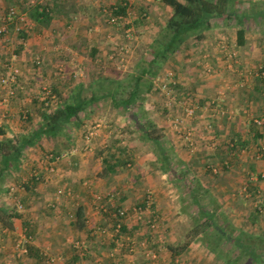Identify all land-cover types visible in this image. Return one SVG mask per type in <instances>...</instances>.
<instances>
[{
  "label": "crops",
  "instance_id": "obj_1",
  "mask_svg": "<svg viewBox=\"0 0 264 264\" xmlns=\"http://www.w3.org/2000/svg\"><path fill=\"white\" fill-rule=\"evenodd\" d=\"M120 1L0 0V20L8 18V9L16 4V9L27 14L38 31L34 33L33 30L24 29L25 33H18L14 29V23L17 22L10 20L9 32L0 35V129L13 138L37 133L20 158V169L8 175H14L21 183L23 180L27 182L34 174L40 177L36 185H28V189H24L21 184L10 187L14 182L8 185L7 177L3 182L0 203L10 210L15 207L13 202L19 199L11 191L18 189L27 209L18 212L13 230L0 226V240L4 243L0 247V264L46 263L45 259L40 263L38 257L31 255L16 260L10 236H23L18 231L19 224L24 229L26 225L30 226L34 234L32 244L41 253L51 256L50 250L57 254V261L52 264H153L154 260L146 254V249L157 252V259L165 264H264L253 261L251 253L247 251V244L253 242L256 251L264 253V211L255 206L257 199L264 200V178H253L264 171V156L258 160L252 155L257 148L264 146V129L259 128L254 121L256 116L264 113V76L260 74L264 53L250 38L247 17H244L243 22L236 16L232 19L215 18L203 40L197 42L190 39L186 46L162 64L155 76H149L153 86L143 93L144 98L145 94L156 90L162 70H173L172 74L178 82L170 84L173 85L170 92L187 100L185 103L194 98L198 105L197 115L190 122L196 132L198 150L195 153L181 146L183 142L177 123L181 114L185 113L182 103L176 102L173 108L167 107L168 116L161 126L153 120L157 126L163 127L165 144L169 142L172 146L176 143L175 146L179 147V168L173 165V147H166L171 150L170 169L159 167L154 170L144 159L135 162L133 168H128L131 163H126V157L134 151L132 143H143L144 139L139 136L141 139L128 143L130 136L127 137L123 125L117 123L114 125L115 130L123 128L111 134L115 137L117 149H108L107 141H110L111 135L102 132L100 139L103 142H99L98 154L89 157V154L79 151L85 132L83 129L95 115L108 116V110L112 113L118 111L121 116L132 118L133 122L138 119L134 110L137 105H131L126 110L123 106L113 105L111 96H102L107 90L104 88L105 80L122 79L103 67L115 64L120 67L125 60L129 63L121 52L128 28L129 33L137 37L136 44L131 46V59L135 57L137 62L141 61L142 56L150 51V44L157 32L166 25L172 14V7L162 0H129L132 14L125 29L108 23L103 10L105 6ZM245 1L233 0L238 15H243L249 9L239 8ZM38 3L49 4L52 8L53 17L48 26L29 16V9ZM240 28L246 30L243 45L237 42ZM230 42L241 55L240 61L234 64L235 68L230 67L222 54L223 44L230 45ZM139 44H143L142 50H145L140 57L136 49ZM37 56H40L41 63L36 62ZM145 57L148 60L152 58ZM207 65L214 71L207 72L210 68ZM15 66L20 70L16 79L12 77V68ZM65 69L69 71L67 75L63 72ZM52 88L56 90V97L48 102L45 99ZM78 92L87 101L79 118H71L64 125L65 129L57 133L39 135L37 130L42 122V113L56 110L65 99L75 97ZM92 97L95 98L93 101ZM207 103L211 107L207 108ZM26 111L30 112L29 118H26ZM117 120L122 121L120 118ZM207 120L212 122V130H205L207 124L204 125V122H209ZM210 143H215L216 149L206 152L204 145ZM72 148H76V151L72 152ZM154 151L156 155V149ZM62 153L67 154L55 161L54 157H46L48 154L58 156ZM109 153H114L115 168L103 175ZM159 172L166 174L160 177ZM173 172L185 173L184 179L177 182ZM164 175L168 178H164ZM60 186L71 190L73 195L70 198L63 197L48 207L45 203L47 197L56 194ZM176 186H182V189ZM239 189L242 195L238 194ZM106 190L118 192L115 204L128 208L142 203L146 194L152 192L155 211L163 225L161 232L151 229L147 218L139 221L135 214H130L125 219V230L135 237L137 248L133 251L128 245L121 246L116 256L110 257L109 251L114 243L95 228L100 225L112 227L113 217L111 213L98 212L92 202L94 192ZM192 190L200 198L196 203L192 200ZM205 194L211 195L208 202L203 200ZM79 205L85 209L88 219L83 228L73 223ZM201 208L210 212L216 209V221L226 228L232 226L235 230L227 239L223 238V244L215 245L213 250L204 241V231L194 237L192 235V226L206 220ZM175 211L179 214L176 215ZM240 231L249 233L243 239L244 249L240 244H235L236 238L242 234ZM3 235L5 240L2 239ZM72 235L89 243V253L80 255L77 260H74L75 250L69 244ZM141 240H146V245H140ZM184 244L185 248L175 256L172 247L181 248Z\"/></svg>",
  "mask_w": 264,
  "mask_h": 264
},
{
  "label": "trees",
  "instance_id": "obj_2",
  "mask_svg": "<svg viewBox=\"0 0 264 264\" xmlns=\"http://www.w3.org/2000/svg\"><path fill=\"white\" fill-rule=\"evenodd\" d=\"M162 1L172 7V14L168 18L166 25L159 30L154 40L150 44L152 58L148 60L145 56H142L141 61L137 62L135 70L133 72H130L129 76L126 78H122L120 80H115L111 78L110 80H105L104 88L107 90H104L102 96H111L113 105L117 107L123 106L126 110H129L131 105L142 106L144 99L143 93L149 91L150 88L153 86V82L150 80L149 76H155L158 73L162 64H164L169 57H171L177 51L181 50L184 46H186L190 39H193L197 42L203 40L206 37V31L212 27L213 20L215 18L232 19L236 16L239 17V19L242 21L244 17H247L252 18L256 21L259 20L260 22H264V0L262 2H253L250 5L249 9L245 10L243 15H238V10L234 8L235 4L233 0ZM258 4H260V6ZM127 7L128 6L126 4L122 3L117 7V9H114V12L119 14H126ZM29 16L36 22L44 26H48L51 23V19L53 17L52 8L49 6V4L46 3L35 4L29 9ZM10 20L12 22L15 19L12 18ZM15 25L16 24L14 23V27ZM24 29L26 28H22L19 33H25ZM3 34H6V32L1 33L0 35ZM245 35V29H238L237 42L239 45H243L245 43ZM260 69H264V65ZM55 91L56 90L52 88L45 100L49 102L51 98L56 97L54 96V94L56 95ZM126 92L127 95L125 96L124 94ZM94 99L95 98L93 97L91 98L92 101ZM86 104L87 101L82 98L80 93L78 92L75 97L65 99L56 110L44 111L42 113L41 125L37 130L39 135L42 133H45L46 135H51L57 133L58 131L64 130V125L68 123L71 118H79L80 111ZM132 115H134V113ZM29 116L30 112L26 111V118H29ZM135 123L138 126L137 129L141 132L142 138L145 141H150L161 152V157L164 158L162 159L164 163V170L172 168L170 151L167 150L165 145V133L163 127L157 126L155 122L150 119L146 123H142L138 118L137 120H135ZM36 134L37 133L33 134V136L24 135L21 138H13L7 136L4 129H0V192L3 189V182L5 181L7 175L14 170L20 169V158L25 148L36 137ZM111 147L112 148H110V150L114 148L117 149V145L115 144ZM109 154L110 156L105 162L106 166L102 171L103 175L111 172L115 168L116 161L113 157L114 153ZM174 173L175 172H173V174ZM184 175L185 173L176 172V181L179 182L180 180L184 179ZM39 180L40 177L34 174L33 176H31L30 179H28L27 182H22V187H24V189H28L29 186L34 187ZM199 184L201 183L199 182ZM191 195L194 203L199 201L200 198L198 193L192 190ZM19 200L23 204H25L22 199ZM106 200L107 199H105L104 201ZM54 203L55 201L52 203L51 206H53ZM15 209L16 208H12L10 210L8 207H6L5 204L0 203L1 227L11 230L14 229V218L19 216L17 209ZM114 209L115 208H111L109 211H106L107 213H111V216L113 217V225L117 221V218L112 212L114 211ZM215 211L210 212L204 208H201V212L203 216H206V220L202 223H195V225L192 226L193 237L199 234L200 232L204 231V241L207 246L212 250L216 248L215 245L223 244V238L227 239L228 236L235 231L232 226L226 228L219 224L215 218ZM74 217V225L82 228L87 225L85 209L82 205H79L77 207ZM125 228L126 227L124 225L123 232L126 233ZM240 232L242 234L241 236L236 238L235 244H240L242 249H244L245 242L243 241V239L244 236L249 233L246 234L243 231ZM33 235L34 234L33 231L30 229V226L26 225V238L22 246L26 247L27 251L23 254L38 257L41 263V261L48 258L49 256L44 255L43 252L41 253L39 248L32 244L34 238ZM80 240L86 243L87 248L85 250L83 248L81 249L75 247L72 242L69 243L70 246L75 250L76 255H74V260H77L80 255L85 256L89 253L87 241L85 239ZM112 242L115 244L114 241ZM185 245L186 244L181 246V248L172 247L173 252L175 251V256L180 254L182 249L185 248ZM247 246V251L251 253L253 261L264 263V253L262 254L260 252H257V249H255L253 242L247 244ZM174 259H176V257H174Z\"/></svg>",
  "mask_w": 264,
  "mask_h": 264
},
{
  "label": "rangeland",
  "instance_id": "obj_3",
  "mask_svg": "<svg viewBox=\"0 0 264 264\" xmlns=\"http://www.w3.org/2000/svg\"><path fill=\"white\" fill-rule=\"evenodd\" d=\"M258 1H260V2H262L263 0H246L245 1V3L243 4V5H241L239 8L242 10V9H244V7L245 8H249V6L254 2V3H256V2H258ZM9 5V4H8ZM14 6L16 5V4H13ZM259 6H260V4H258ZM16 7V6H15ZM17 8V7H16ZM8 9V8H7ZM25 14V13H24ZM131 14H132V10H131ZM131 14H130V18H131ZM25 16H27V14H25ZM7 18H5V19H1L0 20V25L1 24H4V23H6V22H8L7 20H6ZM237 19V18H236ZM234 20V22H238V20ZM27 21H28V23L26 22V21H24L23 22V27L24 28H26L28 31H30V30H33V32L34 33H36V32H38L37 31V27H35V25L36 24H34L33 22H32V20L30 21L29 20V18H28V16H27ZM241 22H243L242 20H240ZM247 21H248V28H249V31H250V38H251V40L252 41H254L255 42V44L258 46V49L260 50V52L262 51V53H264V22H260L259 20L258 21H256V20H254V19H252V18H248L247 19ZM240 23V22H239ZM245 23V22H244ZM67 28V27H66ZM14 29H15V27H14ZM67 29H69V28H67ZM16 30V29H15ZM7 32H9V27H8V31ZM6 32V33H7ZM16 32H18L19 33V31H17L16 30ZM50 32V31H49ZM158 33V32H157ZM134 34H135V32H134ZM50 36V35H49ZM48 38V37H47ZM137 39V37H136V34L135 35H133L132 33H131V35L130 36H124V38H123V41L122 42H125V43H127L128 44V46H129V49H130V51H129V53H127L125 56H126V58L128 59V61H129V63H127V60H125L124 62V64L123 65H121L120 67L117 65V64H115V65H110V66H108V65H106L105 67H103L104 69H106V71L107 72H113V74H114V76H116V77H122V78H126V77H128L129 76V73L130 72H133L134 70H135V66H136V62H137V60L138 59H135V57L133 58V59H131V55L133 54L132 53V47L131 46H133V44L136 42L135 40ZM222 40H224L223 38H222ZM136 44V43H135ZM230 45H228V43H224L223 44V49H222V54H224V57L229 61V64H230V67H232V68H235V66H234V64L235 63H238L239 61H240V59H239V57L241 56L240 55V53H239V51L235 48V47H233V46H231V42L229 43ZM142 45L143 44H139V46H137L136 47V49H137V51L139 52V57H140V55L141 54H144V52H145V50H142ZM144 49L146 48V47H143ZM147 49V48H146ZM226 49H228V52L226 51ZM230 53H234V54H236V56L235 57H237V59L236 60H231L230 58H232V57H230L229 56V54ZM264 55V54H263ZM122 56V55H121ZM145 56H148L149 58L152 56V53H151V51H148V53L147 54H145ZM138 57V58H139ZM132 62V63H131ZM127 63V64H126ZM130 64V65H129ZM169 65V64H168ZM95 67V66H94ZM208 67H210V65H207V68ZM260 68V67H259ZM66 71V72H65ZM212 71H214V70H212V68L210 67L209 69H207V72H212ZM63 72L65 73V75H67V72H69L67 69H65V70H63ZM172 72H173V70H168V71H166V70H162V74H161V77L158 79V81H157V84H156V90H153V92H151L150 94H145V98L143 99V105L142 106H135L134 107V110H135V114H137V118H139V120L142 122V123H146L149 119L150 120H154L155 122H156V124H161L162 123V121H164V118L166 117V116H168L167 115V110H168V108L167 107H174L175 105V103L177 102L178 104L180 103H182L181 105L183 106L184 105V108L186 107V106H189V105H191V101L190 102H187V103H185V101H187V100H185V99H181V98H178L177 96H175L172 92H170L171 90H172V87H173V85H170V84H174L175 82H178L177 81V79L174 77V75L172 74ZM174 80H175V82H174ZM164 83H166L167 84V87H163V84ZM174 96H175V98H174ZM164 97H166V99L164 98ZM189 101V100H188ZM196 100L193 98L192 99V102L194 103V104H196V106H197V111H198V105H197V103L195 102ZM213 104V103H212ZM106 105V107L108 106V101H107V103L105 104ZM206 106H207V108H209V107H211V105H209L208 103L206 104ZM105 107V108H106ZM139 107V108H138ZM167 109V110H166ZM107 110V109H106ZM197 111H196V115H197ZM107 112H108V116L107 115H103V116H99V115H95V118L94 119H92V122H89L88 123V125L83 129V130H87L88 128H92L93 127V124H95L96 122H100L101 123V126L97 129V134L96 135H94V137L92 138V142H91V147H89V148H86V146H85V142H84V140H82V142H81V144H79V151L81 150V151H83V152H85L86 154H89L90 156L89 157H92V156H94V155H96V154H98V152H100V145H99V142L102 140V139H100L101 137V135H100V133L102 134V132H103V134L104 133H107L108 132V134H112L113 135V133H115L117 130L119 131V130H122V129H114L115 127H114V125H116V123L117 124H121V125H123V127H124V129L126 130V131H123L125 134H126V136L128 137V136H130L129 138H128V143L129 142H132V141H135L136 139H141V137H139V136H141L140 134H141V132H140V130H138L137 129V124L135 123V121L133 122V120H132V118H128V117H123V116H121V114L117 111L116 113H112V112H110V111H108L107 110ZM132 112V111H131ZM134 112V111H133ZM184 112H185V109H184ZM178 113V112H177ZM112 115V118L110 117ZM99 116V117H98ZM181 118L178 120V127L177 128H179L180 129V131L178 132L179 134H180V137H181V139H182V142H183V145H181L185 150H187V151H189V152H193V153H195L197 150H198V148H197V146H196V142H195V140H196V138H195V133L196 132H194L195 130L191 127V126H193V125H190V122L195 118V117H193V118H185V114H181ZM110 118V119H109ZM117 118H120L122 121H118L117 120ZM137 120V119H136ZM207 121H209L210 122V126H206L205 128V130H212V122L210 121V120H207ZM127 124H129L128 126H127ZM113 125V126H112ZM204 125H206V123L204 122ZM105 126H107L106 128H105ZM161 126V125H160ZM110 130V131H109ZM188 130H190V131H192V133H193V145H190V146H187L186 145V143L184 142V135H185V133H186V131H188ZM122 132V133H123ZM84 133V132H83ZM77 134V133H76ZM111 135V137H109V139H110V141L108 140L107 141V147H108V149H110V148H112L111 146L112 145H114V141H115V137L114 136H112ZM166 135V134H165ZM77 136H78V134H77ZM114 137V138H113ZM166 137V136H165ZM166 140V139H165ZM170 140V139H169ZM137 141V140H136ZM172 141V140H171ZM101 142H103V141H101ZM100 142V143H101ZM167 142V141H166ZM213 142V141H212ZM94 143H95V145H94ZM133 144V149H134V151H132V153L129 155V156H127L126 158H128V161L126 162V163H128V162H130L131 163V165H129V166H127L128 168H133L134 166H133V164L135 163V162H137V161H139L140 159H144L146 162H148V164L150 165V166H152V168L155 170V169H158L159 167H161L163 170H164V163H163V160L162 159H164L163 157H161V152L157 149V147L154 145V144H151L150 142H147V141H145V140H143V143H132ZM175 144L176 143H173V145L171 146L170 145V143L169 142H167L165 145H166V147L167 148H171V147H173V151H172V155H173V165L175 166V168H179V159L180 158H178L179 156L177 155V150L179 149V147L177 146H175ZM102 145H104L103 143H102ZM181 146H180V148H181ZM83 147V148H82ZM153 147H154V149H156V155L154 154L155 153V151H154V149H153ZM216 145H213V144H206V145H204V148H205V150H206V152L207 151H211L212 152V150H215L216 148ZM105 148V147H104ZM178 148V149H177ZM197 148V149H196ZM205 150H204V153H206L205 152ZM257 150V149H256ZM171 151V150H170ZM82 152V153H83ZM154 152V153H153ZM203 152V151H202ZM159 153H160V155H159ZM158 157V158H157ZM253 158H255V157H253ZM255 159H257V158H255ZM153 160H155V162H153ZM259 160V159H258ZM217 168V167H216ZM50 169H52L51 167H50ZM160 169V168H159ZM163 174H166L165 172H159L158 173V176H160V177H162L163 176ZM168 174H170V173H168ZM170 177L172 176L171 174L169 175ZM164 178H168L167 176L165 177V175H164ZM158 180H160V178L158 179ZM211 179H209V181H210ZM166 181H167V179H166ZM9 182H14V183H12V184H8ZM22 182H24V180L22 181ZM6 183L11 187L12 185L14 186V187H16V185L17 184H21V186H22V183L21 182H19L18 181V179L16 178V177H14V175H8L7 176V180H6ZM165 186V185H164ZM179 190L180 189H182V186H176ZM242 187V186H241ZM21 188V187H20ZM176 188V190H178ZM241 189V188H240ZM240 189L238 190V194H240V195H242V193L240 192ZM106 191H111V190H106ZM12 192V195L14 196V195H16V196H18V199H21V197H20V195H19V192H18V189H15L14 191L12 190L11 191ZM54 192V191H53ZM52 192V193H53ZM177 192V191H176ZM180 192V191H179ZM95 193V192H94ZM93 193V194H94ZM151 194H152V192H150ZM172 194H173V191H172ZM175 194V193H174ZM177 194V193H176ZM178 195V194H177ZM66 196H68V195H57V194H53L52 195V197H47L48 199L46 200V204H47V206L49 207V206H51L52 205V203L55 201H57L58 202V200H61V199H63V197H66ZM152 196H153V199H154V195L152 194ZM186 196V195H185ZM210 194H205V196H204V201H209V198H210ZM69 198H70V196H68ZM17 199V200H18ZM39 200V198H37V201ZM45 200V199H44ZM92 200H93V196H92ZM154 201H155V199H154ZM15 202V203H14ZM13 202V206H15V207H13V208H16L17 209V211L18 212H24V211H26V209H27V206H26V204H23L24 206L22 207V209H19L18 207H17V201H14ZM24 202V201H23ZM45 203L43 202V205L45 206ZM110 203H111V205H112V201H110ZM15 209V210H16ZM175 213H176V215H178L179 213L177 212V211H175ZM68 217V216H67ZM163 225L160 223V226H159V228L158 229H156L158 232H161V230H162V227ZM22 227V228H21ZM18 231H19V233L21 232L22 234H23V236H21V235H11L10 236V244H11V246L13 247H15L14 248V254H15V258H16V260H19V258L20 257H23V256H25L23 253H21V251H20V247L22 246V244L25 242V238H26V236H25V229H24V227L22 226V225H20L19 224V227H18ZM107 237H109V236H107ZM5 235H3L2 236V239H4L5 240ZM16 238V239H15ZM72 240H80V238H75L73 235H72V238H71ZM72 240L70 241V242H72ZM82 241V240H81ZM4 243L2 242V240H0V247H2V245H3ZM87 244H89L88 242H87ZM48 250V249H47ZM48 252H49V255H53V256H56L57 257V254H54V253H52V252H50V250H48ZM58 258V257H57ZM46 261V263L45 264H47V258L45 259ZM159 261V260H158ZM160 263H161V261H159ZM43 264V263H42ZM50 264H52V263H50ZM57 264H60V263H57Z\"/></svg>",
  "mask_w": 264,
  "mask_h": 264
},
{
  "label": "built area",
  "instance_id": "obj_4",
  "mask_svg": "<svg viewBox=\"0 0 264 264\" xmlns=\"http://www.w3.org/2000/svg\"><path fill=\"white\" fill-rule=\"evenodd\" d=\"M126 4L127 7V12L126 14H119V13H115L114 9L120 5V4ZM104 12L107 14V21L110 24L113 25H117V26H123L125 29H127L126 26H128V24L130 23V2L129 0H121L118 3H113L109 6H105L104 7ZM15 19L16 20V25H15V29L17 31H20L23 27V22L27 21V16H25L24 13L18 11L16 9L15 6L10 7L9 9V15L7 18V21H10V19ZM8 22L1 24L0 25V34L1 33H5L8 31ZM127 34L128 36H130L131 34L129 33V28L127 30ZM121 52L123 53V58L124 56L129 53L130 49L127 43L124 42V44L122 45L121 48ZM226 51L228 52V49H226ZM229 53V52H228ZM230 58L232 61L236 60L237 57L236 54H229ZM236 58V59H235ZM36 62L41 63V58L40 56H37L36 58ZM19 68L18 67H13L12 68V77H16V74L19 72ZM260 74L262 76H264V69H262L260 71ZM175 82V80H174ZM163 87H167V84L164 83ZM264 93V90H263ZM197 106L196 104H194L191 101V105L186 106L185 107V118H193L196 115V111H197ZM255 124L261 128L264 129V113L261 115H258L254 118ZM207 127L210 126V122H206ZM101 126L100 122H96L95 124H93L92 128H88L83 135V140L85 142V146L86 148L91 147V142H92V138L94 137V135L97 134V129ZM193 133L192 131L188 130L186 131L184 137V142L186 143L187 146L193 145ZM1 137V135H0ZM213 145H216L215 143H213ZM72 152L76 151V148H72L71 149ZM67 153H62L58 156H54L52 154H48L46 157L47 158H52L54 157V160L60 159V158H64L66 156ZM253 157L257 158V159H262L264 156V146H261L259 148H257V150H255L252 153ZM53 169V168H52ZM254 179H259V178H264V171L260 172L259 175H256L253 177ZM14 187V186H13ZM247 188L245 187L244 190H246ZM56 194L57 195H68V196H72L73 192L71 190L66 189L65 187H58L56 190ZM118 198V192L115 191H96L93 194V204L96 206V209L98 212H106L109 211L111 208H115L113 212V214L115 215V217L117 218V221L115 222V224L113 225V227H107V226H97L95 228V230L101 234H104L106 236H109L111 238L112 241L115 242L114 247L112 248V250L109 253L110 257H115L116 253L118 251V249L121 246H125L128 245L130 247L131 250H135V248H137L138 242L136 241L135 237L131 236L130 234H127L125 232H123V228L125 225V219H127L130 214H135L137 220L139 221H143L146 220L148 221L150 227L153 230H156L159 228L160 223H161V219L159 214L156 213L155 211V205H154V199L153 196L150 192H148L144 198V201H142V203L135 205L133 208H128L126 206L123 205H117L115 204L116 200ZM105 199H107L106 201H104ZM110 201H112V205L110 203ZM23 203L18 200L17 201V207L19 209H22L23 207ZM255 206L257 208L260 209V211H264V200L261 199H257L255 201ZM88 222V219H87ZM72 243L75 247L77 248H83L84 250L87 248V245L84 241L81 240H72ZM140 245H146L147 241L146 240H141L139 241ZM20 251L21 253H25L26 247L21 246L20 247ZM146 254L154 260L153 264H165V263H160L158 261V253L154 252L152 250L146 249ZM57 261V257L56 256H49L47 258V263H53Z\"/></svg>",
  "mask_w": 264,
  "mask_h": 264
}]
</instances>
